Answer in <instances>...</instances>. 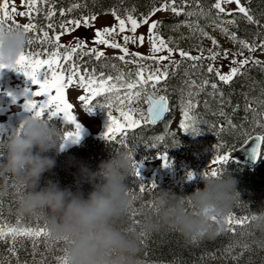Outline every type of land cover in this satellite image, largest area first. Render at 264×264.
Masks as SVG:
<instances>
[{
	"label": "snow or ice",
	"instance_id": "6c2138e0",
	"mask_svg": "<svg viewBox=\"0 0 264 264\" xmlns=\"http://www.w3.org/2000/svg\"><path fill=\"white\" fill-rule=\"evenodd\" d=\"M261 4H264V0H260ZM93 5H99L102 7L101 0H92ZM196 8L192 9L191 5L187 3V0H181L180 6L177 5L176 0H163L159 4V7L152 5L151 10L147 15H141L139 18L132 13L135 12V8L130 11L125 10V17L122 18L115 8L112 9L111 15L115 18L116 24L111 27H103L102 29L95 30V38L92 43L94 45H102L105 48L118 49L121 55L114 57L124 63L135 64L136 71L132 73L119 72L116 76L106 74L103 71L97 73L96 68L89 71L87 68H82L77 62L76 57L79 51V55L94 57L97 62L106 58L105 52L98 50L97 47H90L85 52L83 51L87 45L83 40H77L75 46H65L60 43L61 36L68 32H74L81 27L88 29L91 26V22L95 21L98 17V13H90L88 15H81L79 18L65 19L68 14L73 13L74 10L82 7L79 3H72L68 8L60 7L59 15L62 18L57 30V25L49 22L46 27L51 30L39 29L38 26L32 22L33 13H39L42 11L41 6H45L47 11L45 19L52 21L56 15L57 9L55 8L52 0H20L21 6L27 9L26 12H17L16 6L12 4L10 6L9 0H0V29L2 28H22L28 36L27 45L34 43L33 36L39 32L38 39L44 45L48 47L41 51L33 52L31 50L25 51V49L19 54L16 62L11 66L0 64V69H11L17 73L23 74V76L31 81L34 85L29 98L25 101L23 108L26 111L31 112L36 117L47 118L51 121L54 117L60 116L64 124H70L72 130L63 132V140L65 142L76 143L79 140L80 125L76 122L73 114L74 105L66 98V89L70 86L78 84L79 88L83 90L84 94L78 96V100L81 102L85 111L91 113L94 108L101 107L105 110L107 116V122L105 129L102 133V139L107 142L119 144L122 148L128 151L130 159L132 160V175L135 177L138 184V191L140 194H144L146 191L151 192L157 188L156 184L149 181L145 182L141 177L139 168L140 164L133 159V155L136 151L137 144L129 145L128 133L134 132L137 129L156 125L158 121L165 118V115L169 113L170 102L169 97L166 94L167 88L161 89L159 85L162 81H166L169 75L168 69L170 67L178 68L182 61L187 60L191 62V67L196 68L201 65V61L204 59L210 61H216L219 57L224 59L232 57L231 67L226 73H222L219 69H214L213 65L209 63L207 65V72L214 73L218 82L223 85H230L234 77L242 74V70L246 68L250 63L260 66L264 69V62L258 59H252L250 55H245L244 51L229 52L227 49L221 53L220 51L209 50V56L204 57L203 49H200L201 55L193 56L188 51L182 48L172 47V38L165 41L161 38L158 29L162 27V21L149 20V17L157 12L170 11L174 16L179 17L183 14L185 17H200L207 18L212 17L213 10L215 16L213 23H216V28L224 35H229L233 43H238L242 49H246L249 54L259 50H264V40H261L259 44L239 38L236 32H230L224 24L237 25V16L243 18L248 25H256L259 28H264V24H261L256 15L253 14V9L245 5L243 0H214V3L210 5L206 11L204 7L199 3V0H195ZM251 3V0H248ZM235 5L233 9L231 6ZM86 7V5H84ZM189 8L191 10L186 11ZM10 9V10H9ZM198 9V10H197ZM259 16L264 17V7L260 8ZM14 16L28 17V22L24 24H18L14 19ZM222 16H229L232 19L221 20ZM147 25L148 31V43L149 54L142 55L137 52H131L128 45L143 44V36H130L123 35V43L118 42L119 34H123L126 31L135 33L141 25ZM181 26L186 27L190 32L199 31V34L206 37L211 43L219 48L217 40L199 27L196 21L185 20L181 24L170 25L173 31L178 30ZM63 50V51H61ZM167 52V55H158L161 52ZM174 53H178L180 60L173 59ZM242 57V58H238ZM108 59H113L109 57ZM142 61H151L152 64L142 63ZM168 61L161 67V62ZM106 65L101 64V68ZM111 67L115 68L116 65L112 64ZM187 75V73H186ZM209 84L208 79H204L200 85H195V82H191L190 90L186 93V96H182L180 101L181 119L179 121V128L182 132L190 133L193 136L199 135L201 132L200 125L204 124L208 126L209 131L215 133L217 139L225 133L234 134L239 133L240 139L238 141L239 146L247 144L249 141L253 142L251 153L253 159L264 158V111L257 113L255 108H251L249 104H245V113L251 111L253 113V130L249 132L245 128V123L236 124L233 122L224 108L221 107L218 113L213 115H219L223 118V121L218 125L208 124L207 121L199 120L194 111L199 101L195 99L199 95V91L204 90V86ZM198 88L199 91L193 92L191 88ZM212 92L210 96H215L217 93L221 95V103H223V93L218 88L217 82L210 84ZM165 94H161V92ZM247 99V97H245ZM205 108H208L207 101ZM231 102L229 101V104ZM261 105H264V100L259 101ZM140 105H146V108ZM232 109L235 114L237 108ZM113 111L118 115H113ZM245 122H247V116H245ZM256 128L261 131L256 132ZM166 135L171 137V143L165 142V135H158L149 138V141H145L143 145L145 148L151 147L155 149V156L161 160L162 166L171 167V161L167 157V149L179 147V139L176 138L175 133L167 132ZM142 139V138H141ZM163 144L164 151L159 150V145ZM65 143H61V150L64 148ZM226 144L218 143L216 145L217 154L211 159L207 169L201 174H211L216 176L222 171L221 166L226 165L229 162V153L234 151L237 147L236 144L232 145L228 151L221 152L220 150L225 148ZM187 179H193V173L189 171ZM19 190L15 189L17 193ZM135 194V192H133ZM151 209L152 204L149 201L146 205ZM136 211L133 209L130 215V219L133 224H137L135 219ZM249 222L248 216H237L230 213L225 219L226 230L235 233L236 228H244ZM20 219L17 218L16 224H10L7 222L0 223V242L9 244L7 251L11 257H16V264H20L15 245L17 241L31 240L33 242V254H35V246L38 238H45L46 247L47 238L49 237L44 227H31L20 226ZM243 234V233H241ZM140 237H145L144 233L139 234ZM61 242V241H59ZM143 239L141 243H143ZM259 247L264 248L258 244ZM248 244L242 246V251L238 255L232 256L234 261H239L243 256L244 251H250ZM64 252V251H63ZM40 264H44L41 261ZM56 264H67V258L63 254L56 257Z\"/></svg>",
	"mask_w": 264,
	"mask_h": 264
},
{
	"label": "trees",
	"instance_id": "16d2710c",
	"mask_svg": "<svg viewBox=\"0 0 264 264\" xmlns=\"http://www.w3.org/2000/svg\"><path fill=\"white\" fill-rule=\"evenodd\" d=\"M52 2L57 9L56 12H59V8L62 7L61 3H63L65 9L72 3H79L82 5L81 8L68 14L65 19L71 17L79 18L81 15H88L90 13L101 14L105 11H112L113 8L116 9L119 15H125L126 9L131 12V10L135 8V12L132 14L139 18L142 14L147 15L153 4L159 7V4L163 2V0H101L102 7L99 5H93L92 0H52ZM176 2L177 5L180 6L181 0H176ZM243 2L246 6L253 9V14L256 15L261 24H264V17L258 15L260 8L264 7V4H261L260 0H251L250 4L248 3V0H243ZM187 3L191 5L192 9L196 8L195 0H187ZM199 3L207 11L210 5L214 3V0H199ZM57 4L59 6H56ZM84 5H86V7H84ZM185 10L188 11L191 9L186 8ZM168 12L169 14L167 16L157 19L158 21H162V27L158 29L159 34L165 41L169 40L171 37L173 41L171 44L172 47L178 46L179 48L188 51L190 54L199 51L201 47L198 43L200 35L198 30L193 33L186 27L181 26L178 30L173 31L170 25L181 24V22L185 20H191L196 21L199 24V27L203 28L213 22L215 11L213 10L212 17L207 18L196 16L185 17L183 14L176 17L170 11ZM38 17L39 16H37L35 21L38 30L44 29L49 31L51 35V30L46 27V21H43V18L39 20ZM236 19L237 25L233 26L231 31L236 32L239 38L245 39L249 43H251L252 38L255 36L260 40L261 38L264 39L263 37H260L262 35L264 36V28H259L256 25H248L239 20L241 17L238 16ZM93 31L94 29L92 28V25L88 29L84 28L82 38L77 39L83 40L87 45L84 49L85 52L90 47L102 46L94 45L92 43L95 38V32ZM259 31H261V35H258ZM90 32H93V35L91 34L89 37L88 33ZM38 35L39 32L37 31L36 35L33 36L34 43L30 46L27 45L25 51L31 50L37 52L48 47L44 44L41 45L40 40L37 38ZM122 36L123 35L119 34L118 42L120 43H123ZM77 40H75L74 43H76ZM60 43L64 44L66 47L70 45V43L66 42ZM227 50L229 52H236V50L233 49ZM220 52L223 53V50H220ZM244 53L247 55V50H245ZM202 55L207 57L209 56V53L203 51ZM82 57L77 54L76 62H80L79 60ZM109 57L111 56H107L100 62H94L93 57L91 56L84 57L82 60L85 61L88 59V61H91L93 67L97 68L98 73L103 71L106 74L117 75L121 71L124 72L122 63L117 59H114V57H111L113 59H108ZM231 59V56L227 59H224L221 56L216 61L204 59L201 61L202 66L198 65L196 68L190 66L191 62L184 60L178 68L170 67L168 69L169 75L167 80L162 81L159 87L162 89L167 88L169 102L171 103L173 98L178 97L190 87L191 82H195V85H200L204 79H208L209 84L204 86L203 91H199L198 88L194 87L199 91V95L195 97L199 103L197 104L194 115L201 121H207L208 124H216L219 126L223 121V118L219 115H213V113H218L220 108L223 107L234 123H245V127H247L253 113L251 111L245 113L244 107L246 103L249 104L251 108H255L257 113L264 111V105L259 103V101L264 100V69L258 65L250 63L242 70V74L234 77L230 85H223L218 82L214 73L210 74L207 72V65L209 63L213 65L214 69H219L222 73L228 72L229 68L232 66ZM148 63L152 64L151 61H148ZM101 64L106 66L101 68ZM112 64H115L116 67H111ZM161 67H163V65H161ZM212 82L218 83V88L223 93V103H221V95L219 93L215 96L209 95V93L212 92L210 87ZM29 96L30 95H19L14 92H7L4 94L0 91V102L9 103L16 100V103H18L17 105L19 106V113L23 116H28L31 112L26 111L23 108V105ZM245 97H247V99H245ZM205 101L208 103V108H205ZM229 101L231 102L230 104ZM237 105H239V107L235 114H233L232 109ZM245 116H247V122H245ZM168 120L169 116L166 115L165 118L156 125L148 126L146 128L142 126L141 129L128 133L127 142L130 146L139 142L133 155V159L136 162L139 158V151L146 149L143 143L149 141V138L158 135H165V142L170 144L168 141L169 136L166 135L164 131V127ZM11 122L12 116L4 115L3 113L0 114V139L6 138L9 133L14 131V129L10 131L8 127ZM50 122L61 127L64 131L72 130L70 124H64L58 118H53ZM200 128L202 132L211 134L210 136L207 135V137L209 136L208 139L213 141L212 136L215 135L212 131H209L208 126L201 124ZM239 139L240 136L238 132L231 135L225 133L220 139H218V141H214V143L220 142L226 144V147L221 150L228 151L234 144H236L237 147L239 146ZM106 145L114 150H124L119 144L104 141L102 137L87 136L79 140L77 143L64 146L58 154L55 152L46 153V155L53 157L56 163L53 169L43 174L40 185L44 186L45 181L50 180L57 182L60 187H69L75 190V185L79 180L78 170L81 166L87 167L91 171H96L98 165L102 161L109 159V152ZM158 147L160 151H164L163 144H160ZM197 152L198 151H187L184 156L182 155L183 166H185L187 171H191L193 173V178H195L189 181L184 180V173H179L181 171L175 172L172 170L174 176L173 179L156 185L157 188L151 192L146 191L144 194H140L138 191L139 182L136 181L131 173L128 179L130 191L135 192V194H139L140 196V200L133 206V209L136 211L135 219L137 221L142 218L143 213L150 211L146 205L152 200L153 194L158 192L159 189L171 191L176 195H187L203 187V185L199 183V169L193 161V156H195ZM221 169L222 171L228 169L237 181L236 191L242 202H238L232 209L233 214L237 216H248L250 211H255L264 207V158H259L257 164L254 166H245L229 159V162L226 165L221 166ZM140 175L145 182H148L147 179L142 176V171H140ZM0 185L7 188V193L0 196V223L7 222L15 225L17 218H19L21 222L20 226H31L33 228L37 226L44 227L43 223L38 219L28 217L22 218L16 215V192L11 178L7 176L0 177ZM80 187L83 192L87 193L90 190L91 185L84 182ZM130 215L131 213L129 214L125 226L132 230H138V223L133 224ZM142 239L144 241L143 243H141ZM244 244H248L251 250L244 251L243 256L238 262L234 261L232 256L241 253ZM47 245L48 247H46L45 238H38L35 246V254H33V242L31 240L25 239L17 241L15 248L20 264H40L41 261H44V264H56V257L64 254V245L62 242L51 239L50 237L47 238ZM9 246L10 245L7 243L0 242V264H16V257H11L7 251ZM139 247L140 252L138 260L140 264H264V248L258 246L254 236L246 233L245 227L236 228L235 233L227 231L225 227V230L214 239H205L194 244H187L178 234L167 231L145 235L143 238L139 235Z\"/></svg>",
	"mask_w": 264,
	"mask_h": 264
},
{
	"label": "clouds",
	"instance_id": "9594fccd",
	"mask_svg": "<svg viewBox=\"0 0 264 264\" xmlns=\"http://www.w3.org/2000/svg\"><path fill=\"white\" fill-rule=\"evenodd\" d=\"M22 28L0 29V64L13 65L27 46ZM64 130L47 118L25 116L18 127L0 139V177H9L16 193L15 213L41 221L51 239L61 241L67 264H140L139 234L161 231L178 234L187 244L211 240L225 230V219L238 202L236 179L228 169L199 175L203 185L187 195L160 190L153 194L149 212L138 230L125 225L139 194L130 191L132 160L128 151L106 145L109 159L96 171L81 166L75 190L45 181L55 166L48 152L59 153ZM203 172V171H202ZM91 185L85 193L80 185ZM7 188L0 185V196ZM245 231L264 247V207L249 212Z\"/></svg>",
	"mask_w": 264,
	"mask_h": 264
},
{
	"label": "rangeland",
	"instance_id": "374dc122",
	"mask_svg": "<svg viewBox=\"0 0 264 264\" xmlns=\"http://www.w3.org/2000/svg\"><path fill=\"white\" fill-rule=\"evenodd\" d=\"M9 4H10V6L12 4H14L16 6L17 12H21V11L26 12L27 11V9L25 7L21 6L20 0H9ZM56 6H59V5L57 4ZM61 6L64 7L63 3H61ZM231 7L234 9L235 5H232ZM41 8H42L41 12L33 13L32 22L36 24L35 21L37 19V16H39L38 19L40 20L41 18H43L44 19L43 21H46V25L49 22H52V23L57 25V30H59L58 29V25L60 23L59 21H61V19H62L59 15V12H56L54 19L52 21H49V20L45 19V15H46V11H47L46 7L41 6ZM168 14H169L168 11L157 12L154 15H152L151 17H149V20L150 21L151 20H157L158 18L167 16ZM120 16L122 18L125 17V15H120ZM238 17H239V15H238ZM71 18H73V17H71ZM71 18H69V19H71ZM14 19L16 20V22L18 24H21V25L28 22L27 16H25V17L14 16ZM229 19H232V17H229V16H222L221 17V20L226 21ZM239 20H241L244 23H247L243 18H241ZM219 22L220 21H217L216 23H219ZM216 23L211 22V24H208V26H204L203 29H204V31L208 32L209 35L213 36L217 40L219 48L214 46L211 43V41L208 40L206 37L199 35L198 43H199V46L201 47V49H203V51H206V53H209V50H213V51H220V50L224 51L225 49H233L236 51H241V50L245 51L246 50V49H242L238 43H233L231 41L229 35L222 34L216 28ZM114 24H116V20L111 15V11H105L101 14H98L97 19L95 21L91 22L92 28L94 29L93 32H95L96 29H102L103 27H111ZM223 27L228 28L230 30V32H232L231 28L233 27V25L224 24ZM83 31H84V28L81 27L80 29H78L74 32L65 33L64 35L61 36L60 42L70 43L69 46L74 47L75 46L74 41L79 39V38H82ZM93 32L88 33V36L90 37V35ZM259 34L260 35L262 34L261 31L258 32V35ZM121 35L143 36L145 38L143 44L138 43L136 45H133L130 43L128 45V47H129V50L131 52H137V53H140L142 55H148L149 54L150 45H149L148 40H147V37H148L147 25L142 24L135 33L126 31L125 33H123ZM260 37L264 38L263 35ZM161 38L164 39L162 36H161ZM261 40H264V39L261 38ZM261 40L258 39L257 36H255L252 38L251 43L255 42V43L259 44L258 42H260ZM41 45H43V44L41 43ZM97 48H98V50L104 51L106 57L107 56L117 57V56L121 55V53L119 52L118 49L105 48L103 46H98ZM200 53L201 52L199 50V51L194 52L190 55L197 56V55H201ZM77 54H79V51ZM158 55H167V52L166 51L161 52ZM247 55H250L252 59H258V60L264 62V50L258 49L256 52L251 53V54L248 53ZM84 57H88V56H83L82 58H80V60H79L80 62H78V64L82 68H87L89 71H91L95 67H93V63H91V61H88V59L85 61L82 60ZM173 59L180 60L181 58L179 57L178 53H174ZM93 61L94 62L96 61L94 57H93ZM142 63L149 64L148 61H146V62L142 61ZM167 63H168V61H163V62H161V65H164ZM122 65H123L124 73H128L129 71H131L132 73H135V71H136V65L135 64L125 65L124 63H122ZM96 70H97V68H96ZM112 76H116V75H112ZM34 87L35 86L31 84V81L26 79L23 76V74L17 73L11 69H0V91L2 93L5 94L7 92L8 93L14 92V93H18L19 95H30L32 90L34 89ZM189 90H190V87L186 91H184L182 94H180L178 97L173 98V101L170 103L169 113H167V115L169 116V120L164 127V131L167 128V132L175 133L176 138L179 139V147H175V148L170 147L167 149V157L171 161V167L162 166L161 160L157 159L155 156V151H156L155 149L148 147L145 150L139 151V158L137 161V163L140 164L139 172L145 171L146 168L148 167V165H152L154 167V169L152 171L148 172V174L144 177L145 179H147L148 182L151 181V182L155 183L156 185H159V184L165 183L167 181H170L171 179L174 178L172 170H174L175 172L181 171L179 173H184V180L189 181L187 179V175H186L189 171H187L185 169V166H183V156H184L185 152H187V151H198L196 153V155L193 156V161H194L196 167L199 169V172H198L199 174H201L202 171L207 169V166H208V164H210L211 159L217 154L216 145L220 142L214 143V141H218L216 136H212L213 141H210L208 139V137L211 134H208V133L201 131L199 135L193 136L190 133L182 132L179 128V121L181 119L180 101H181L182 96H186V93ZM191 90L193 92H197V89H195V88H191ZM83 94H84V92L82 89L79 88L78 84L72 85V86H70L69 89H66V98L68 99V101L70 103H72L74 105L73 114L75 116L76 122L80 125V129H81L80 130V137L81 138H83L85 136L102 137V133L105 129V125L107 122V116H106L105 110L101 107H97V108H94L91 113L85 111L82 107L81 102L78 100V96L83 95ZM161 94H165V93L162 91ZM166 94L168 95V93H166ZM16 102H17L16 100H13L12 102H9V103L8 102H4V103L0 102V114L3 113L4 115L12 116V122L8 126L10 131L13 129L15 130L18 127L20 121L25 117V116H20L19 106L17 105L18 103H16ZM140 106L144 107V108L146 107V105H140ZM194 113H195V111H194ZM113 115H118V113L113 111ZM251 116L252 117L249 121L248 126L245 127L250 132L253 130V124H252L253 115H251ZM57 118H59L62 121L60 116H57ZM259 131H261V129L256 128V132H259ZM213 134L215 135L214 132H213ZM207 135H209V136L207 137ZM168 141H169V143H171V137L170 136H169ZM163 150H164V148H163ZM220 151L223 152L222 150H220ZM193 179H195V178H193Z\"/></svg>",
	"mask_w": 264,
	"mask_h": 264
},
{
	"label": "water",
	"instance_id": "95a60500",
	"mask_svg": "<svg viewBox=\"0 0 264 264\" xmlns=\"http://www.w3.org/2000/svg\"><path fill=\"white\" fill-rule=\"evenodd\" d=\"M167 115V114H166ZM165 115V116H166ZM160 122V121H158ZM157 122V123H158ZM80 139V135H79ZM73 144L71 142L67 143V145ZM253 142L249 141L247 144L243 146H238L234 151H231L229 153V157L232 161L240 163L245 166H254L257 164L259 158L253 159L252 153H251V148H252ZM154 167L152 165H149L146 170L142 173L143 177H145L148 172L152 171Z\"/></svg>",
	"mask_w": 264,
	"mask_h": 264
}]
</instances>
